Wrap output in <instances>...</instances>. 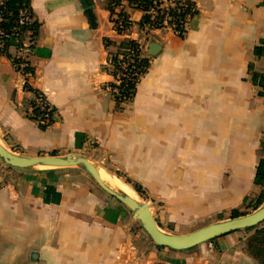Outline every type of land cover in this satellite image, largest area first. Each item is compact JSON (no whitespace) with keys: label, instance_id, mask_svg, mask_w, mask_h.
I'll return each mask as SVG.
<instances>
[{"label":"crops","instance_id":"crops-1","mask_svg":"<svg viewBox=\"0 0 264 264\" xmlns=\"http://www.w3.org/2000/svg\"><path fill=\"white\" fill-rule=\"evenodd\" d=\"M191 1L198 14L180 38L170 28L141 30L144 13L126 1L121 9L133 26L120 35L106 0H30L40 28L26 42L34 69L28 85L56 121L42 130L32 119L34 93L13 65V45L11 58L0 52V143L29 158L81 155L127 176L149 189L150 211L167 234L229 220L261 192L264 97L249 66L264 73V57L255 56L264 47V0ZM127 40L142 44L150 67L135 98L119 108L106 64ZM152 42L161 48L155 57L147 52ZM253 233L185 251L159 247L83 170H23L0 158V264H259L246 249Z\"/></svg>","mask_w":264,"mask_h":264},{"label":"trees","instance_id":"trees-1","mask_svg":"<svg viewBox=\"0 0 264 264\" xmlns=\"http://www.w3.org/2000/svg\"><path fill=\"white\" fill-rule=\"evenodd\" d=\"M126 1L129 5L133 6L135 9L140 10L144 13L143 19L140 22L139 26L141 30H144L147 26H153L154 29L162 28V20L164 19V14H161V10H158V15L155 17V20H151V16L148 14L150 9L154 7V3L156 2L158 5L161 4V0H106V6L111 14V22L116 24L118 27L122 26L125 29H131L133 26V22L130 21L129 15L124 12L121 7L122 3ZM29 11L33 15V11L31 8L30 0H4L3 6L0 7V15L2 21L0 22V29L3 30L6 34L15 33L20 37L21 43L15 44L14 41L5 40L6 48L1 51V53L8 58L11 56L8 53V50L11 46L16 45L17 48L22 47V42L29 40V42L34 41L39 35L40 24L35 21L32 23H24L21 25L19 23L20 13L22 11ZM198 11L196 9V4L191 0H176L175 8H171L169 11V16L172 18L169 22L170 25L174 26V31L177 32L180 38H184L187 32V24L190 20H192ZM85 15L90 23L91 28L95 29L97 26L96 17L91 8H87L85 10ZM34 17V16H33ZM174 23V24H173ZM117 33L120 35H124L127 32L117 29ZM106 47H108L111 43L109 41H105ZM140 44L133 40H127L122 42L117 52L113 55L109 56V61L112 63L114 67V71H112L113 75L119 70V63H122L125 58L133 53V67L135 69H140L139 73L141 76L139 78H135L133 80H126L120 85V89L122 90L123 95L126 97V101H132L137 93V85L142 76H144L149 67H150V59L140 55L139 52ZM32 49V46H30ZM255 56L256 57H264V47L259 46L255 48ZM123 57L124 59H121ZM13 65L18 66L22 63L27 66L24 68V72L31 75V78L34 76V69L30 66L29 62H24L19 58L12 59ZM136 70H132L131 74L135 73ZM249 74L251 76V81L254 86H257L261 89L259 96L264 97V73H258L254 71L252 65L249 66ZM114 87V85H111ZM27 90L32 91L34 95H40L41 93L33 90L32 88L26 86ZM43 95V94H41ZM117 102V106L120 108L123 104V99H119L115 97ZM126 102V103H127ZM33 120L37 121L32 117ZM56 121V118L51 119L50 123L47 125L39 124L42 130H46L49 126L53 125ZM261 151L264 153V140L261 143ZM120 176V174H117ZM255 185L261 188L260 194L255 198V200L250 201V206L253 208V212L260 209L264 204V158L259 162L257 167L256 175H255ZM133 188L138 194H143V190L141 186L134 185ZM248 199H245L247 202ZM249 214L242 213L239 210H232L230 219H236L243 216H247ZM248 231H254V233L247 239L246 241V249L251 257L259 262V264H264V226L261 228H253L247 229Z\"/></svg>","mask_w":264,"mask_h":264},{"label":"water","instance_id":"water-1","mask_svg":"<svg viewBox=\"0 0 264 264\" xmlns=\"http://www.w3.org/2000/svg\"><path fill=\"white\" fill-rule=\"evenodd\" d=\"M147 49L149 57H155L161 51V48L155 42L150 43ZM0 158L8 166L23 170L63 168L83 170L102 190L116 198L133 213L135 219L141 223L155 245L175 251L189 250L240 230L257 228L264 223L263 204L260 209L247 216L211 224L186 235H171L159 228L150 211L149 204H141L129 195L113 190L103 181L98 168L84 156H39L29 158L13 154L0 143Z\"/></svg>","mask_w":264,"mask_h":264},{"label":"built area","instance_id":"built-area-1","mask_svg":"<svg viewBox=\"0 0 264 264\" xmlns=\"http://www.w3.org/2000/svg\"><path fill=\"white\" fill-rule=\"evenodd\" d=\"M4 0H0V7L3 6ZM176 6V0H161V4L154 3V7L150 9L149 15L151 16V20L154 21L155 17L158 15L157 11L161 10V14H164V19L162 22V28H170L173 30L175 34L177 32L174 31L175 25H170L169 22L171 21L172 24V18L169 16V11L171 8H175ZM2 21L1 15H0V22ZM34 21V17L31 12L25 10L20 13V20L19 23L23 25L24 23H32ZM131 21V20H130ZM113 24L114 30L117 32V29L119 28L122 31L128 32L129 29H125V27L117 26L116 24ZM174 24V23H173ZM155 25L153 26H147L145 29L147 31H153L158 30L154 29ZM178 35V34H177ZM5 40L14 41L15 44L21 43L20 37H18L17 34L12 33L6 34L3 30L0 29V52L6 48ZM28 40L22 42V47L18 49V55L16 58L21 59L24 62H27V57L31 54V45L26 43ZM140 44V43H139ZM139 52L140 55L143 56V46L140 44L139 46ZM133 53L131 52L128 54V56L125 58V60L122 63H119V70L115 73V82L113 83L114 87H110V91L114 95V97H118L119 99H123V102L126 103V97L123 95L122 90L120 89V85L125 82L126 80H134L135 78H139L141 74L139 73L140 69H135L133 67L134 59ZM121 59H124L121 57ZM27 65L22 63L18 66H15V69L23 76L25 80V87L28 86V79L31 77L30 74L25 73L23 70ZM106 68L110 69L111 71H114V67L112 63L108 60L106 64ZM132 70H136L135 73L131 74ZM31 115L33 118H35L38 124L47 125L50 123L51 119L56 118V111L55 109L47 102L46 98L43 95H34L33 102L31 104Z\"/></svg>","mask_w":264,"mask_h":264},{"label":"rangeland","instance_id":"rangeland-1","mask_svg":"<svg viewBox=\"0 0 264 264\" xmlns=\"http://www.w3.org/2000/svg\"><path fill=\"white\" fill-rule=\"evenodd\" d=\"M99 169V172H100V175L102 177H104L105 179V183L111 187L113 190L117 191L116 190V187L119 188L123 193L127 194V193H131L132 195L136 196L137 198V201L141 204H149L151 205L153 208H156V204L154 202L151 201L150 198H153V196L150 195V192H149V189L147 187H144V186H141L142 190H143V194H138L135 189L133 188L134 185H138L136 184L137 182L131 180V179H128L127 176H124L123 174H120V173H117V174H120V176L116 175V173L114 174H111L109 172H106L105 170L103 169ZM116 185V187H115ZM127 192V193H126ZM254 198H257V197H254ZM248 199L247 202H244L243 206L239 209V211H241L242 213H245V214H250L253 212V207L250 206L249 203H251L250 201H254L255 199ZM262 226H264V223L261 224L260 226H258L257 228H261ZM255 228V229H257ZM165 229H167L166 231H173V228H170L169 226H166ZM201 229V228H199ZM198 229V230H199ZM197 231V230H195Z\"/></svg>","mask_w":264,"mask_h":264},{"label":"bare ground","instance_id":"bare-ground-1","mask_svg":"<svg viewBox=\"0 0 264 264\" xmlns=\"http://www.w3.org/2000/svg\"><path fill=\"white\" fill-rule=\"evenodd\" d=\"M101 177H102V176H101ZM102 179H103V181L105 182L104 177H102ZM115 187H116V185H115ZM116 190L122 192V191H121L119 188H117V187H116ZM126 193H127V192H126ZM127 195L131 196V197L134 198V199L137 198L136 196L132 195L131 193H127ZM136 200H137V199H136Z\"/></svg>","mask_w":264,"mask_h":264}]
</instances>
